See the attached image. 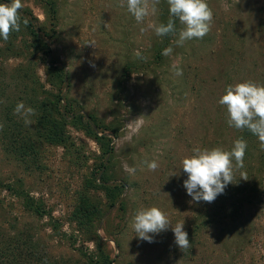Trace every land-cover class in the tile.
Here are the masks:
<instances>
[{
    "label": "rangeland",
    "instance_id": "rangeland-1",
    "mask_svg": "<svg viewBox=\"0 0 264 264\" xmlns=\"http://www.w3.org/2000/svg\"><path fill=\"white\" fill-rule=\"evenodd\" d=\"M207 2L210 31L178 46V18L175 33L149 27L167 23V0L142 23L120 0H22L21 17L39 37L21 22L0 38V181L12 186L0 188V223L34 234L59 264H264V150L219 104L229 85L264 84V0ZM52 100L61 111L44 122ZM21 101L35 109L31 125L14 114ZM92 117L97 126L82 128ZM239 138L244 167L216 198L217 222L199 228L206 202L187 194L182 160ZM153 159L155 171L143 163ZM152 205L173 226L184 220L189 248L178 247L171 225L151 243L136 236L135 214Z\"/></svg>",
    "mask_w": 264,
    "mask_h": 264
},
{
    "label": "clouds",
    "instance_id": "clouds-1",
    "mask_svg": "<svg viewBox=\"0 0 264 264\" xmlns=\"http://www.w3.org/2000/svg\"><path fill=\"white\" fill-rule=\"evenodd\" d=\"M134 16L137 23H142L150 15L158 11L157 5L160 0H120V6L124 7ZM169 5V19L166 24H150L157 36H163L176 32L175 19L178 18L183 27L179 30L178 39L175 43L183 46L184 42L191 39H202L208 34L213 21V11L207 0H167ZM22 0H10L0 2V38L7 41L13 31H19L21 22L27 26L28 19L21 17ZM94 45V42H90ZM89 44V43H88ZM173 49L171 46L163 50V55L170 56ZM137 58L143 59L139 51L135 52ZM174 74H183L178 63L172 65ZM219 104L226 106L228 124L236 129L247 128L256 135L260 141V147L264 150V84L253 81H243L235 85H229L225 94L219 99ZM14 114L20 116L26 125L33 122L31 117L36 114L35 109L21 101L14 109ZM4 127L0 123V130ZM247 142L243 138L236 139L230 150L221 147L211 149H193V155L182 160L183 171L187 174L184 187L193 201L213 202L218 195L223 194L226 186L234 183L235 170L244 167V156ZM151 171L158 168L155 159L143 162ZM130 174L135 173V168H128ZM240 178L247 180L246 174ZM237 181V180H236ZM172 226L175 243L180 249L190 247L187 231L184 230V220L174 226L168 215L156 205L141 208L133 218L132 228L136 236L141 240L153 242V235L167 230Z\"/></svg>",
    "mask_w": 264,
    "mask_h": 264
},
{
    "label": "trees",
    "instance_id": "trees-1",
    "mask_svg": "<svg viewBox=\"0 0 264 264\" xmlns=\"http://www.w3.org/2000/svg\"><path fill=\"white\" fill-rule=\"evenodd\" d=\"M25 27L29 31L31 30L30 33L32 35L39 37L36 26L31 19H28V24ZM42 110H40V119L44 122L51 120L52 117H55L56 114L61 111L56 100L50 101L47 107L44 105ZM63 116L65 117V114H63ZM92 120L94 124L90 121L88 125L82 124L81 127L88 130L90 128L93 129V127L97 126V121L94 117H92ZM47 126H49V124H47ZM3 137L4 145L8 148L10 145V141L8 140L9 132H7L5 128ZM0 188L11 191L12 186L6 182L0 181ZM31 200L35 202L33 199H26V206L30 205L34 210V214L39 218L42 217L45 210L43 211L37 203L29 204ZM3 205L7 207L10 206V203L3 202ZM82 207H84V212H87V206ZM203 209L205 218L201 219L199 228L206 226L210 227L215 221L217 222V199L211 203L206 202ZM8 224V220H4L3 223H0V264H59V262H52V256L42 251L38 239L33 237L34 234L29 238H26L28 233H26L25 230L19 228L12 232L10 231V226ZM103 263L110 264L111 262Z\"/></svg>",
    "mask_w": 264,
    "mask_h": 264
}]
</instances>
